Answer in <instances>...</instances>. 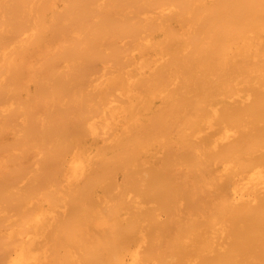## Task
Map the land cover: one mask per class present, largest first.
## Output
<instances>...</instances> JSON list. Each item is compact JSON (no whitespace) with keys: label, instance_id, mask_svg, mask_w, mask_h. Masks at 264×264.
<instances>
[{"label":"bare ground","instance_id":"6f19581e","mask_svg":"<svg viewBox=\"0 0 264 264\" xmlns=\"http://www.w3.org/2000/svg\"><path fill=\"white\" fill-rule=\"evenodd\" d=\"M0 264H264V0H0Z\"/></svg>","mask_w":264,"mask_h":264}]
</instances>
